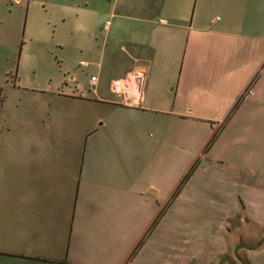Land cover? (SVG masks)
Masks as SVG:
<instances>
[{
  "label": "crops",
  "instance_id": "1",
  "mask_svg": "<svg viewBox=\"0 0 264 264\" xmlns=\"http://www.w3.org/2000/svg\"><path fill=\"white\" fill-rule=\"evenodd\" d=\"M116 9L82 61L98 68L96 101L79 82L54 94L109 104L85 144L58 126L55 142L0 157V264H216L239 219L264 227V0ZM102 73L132 78L140 102L100 95ZM247 249L245 264H264L263 244Z\"/></svg>",
  "mask_w": 264,
  "mask_h": 264
},
{
  "label": "rangeland",
  "instance_id": "2",
  "mask_svg": "<svg viewBox=\"0 0 264 264\" xmlns=\"http://www.w3.org/2000/svg\"><path fill=\"white\" fill-rule=\"evenodd\" d=\"M116 2L0 0V144L6 147L0 157L13 158L16 142L44 138L55 142L60 136L58 126L63 131L71 129L78 139L108 108L109 104L88 110L55 99L54 94L79 89V82L88 100L96 101L92 77H98V68H87L82 61L99 54L107 27L113 23L114 35V16H120ZM72 76L77 77L75 81ZM100 78V95L116 98L111 94L109 73ZM229 240V252L216 264H245L247 248L264 245V227L239 219ZM174 247L168 246L169 250Z\"/></svg>",
  "mask_w": 264,
  "mask_h": 264
},
{
  "label": "built area",
  "instance_id": "3",
  "mask_svg": "<svg viewBox=\"0 0 264 264\" xmlns=\"http://www.w3.org/2000/svg\"><path fill=\"white\" fill-rule=\"evenodd\" d=\"M144 76L138 75L137 79L139 81H142ZM132 79V78H131ZM130 78H127L126 80L122 81H116L113 83L111 89L114 93L120 94L123 96L126 102L135 103L140 102L141 100V94H139V91H134L132 80ZM97 83V78L92 77V84L95 85Z\"/></svg>",
  "mask_w": 264,
  "mask_h": 264
}]
</instances>
